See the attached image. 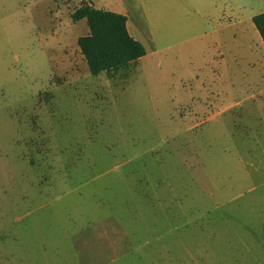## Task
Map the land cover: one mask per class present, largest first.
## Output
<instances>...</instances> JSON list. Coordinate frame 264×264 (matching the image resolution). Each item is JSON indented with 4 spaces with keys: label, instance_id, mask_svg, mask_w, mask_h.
<instances>
[{
    "label": "rangeland",
    "instance_id": "1",
    "mask_svg": "<svg viewBox=\"0 0 264 264\" xmlns=\"http://www.w3.org/2000/svg\"><path fill=\"white\" fill-rule=\"evenodd\" d=\"M87 2L0 0V264H264L255 44L222 32L264 0H91L145 49L97 76Z\"/></svg>",
    "mask_w": 264,
    "mask_h": 264
},
{
    "label": "trees",
    "instance_id": "2",
    "mask_svg": "<svg viewBox=\"0 0 264 264\" xmlns=\"http://www.w3.org/2000/svg\"><path fill=\"white\" fill-rule=\"evenodd\" d=\"M72 22L85 20L88 33L76 40L90 75L123 66L145 55L143 45L133 39L126 28V17L108 10L81 4L71 14ZM264 44V11L251 19Z\"/></svg>",
    "mask_w": 264,
    "mask_h": 264
},
{
    "label": "crops",
    "instance_id": "3",
    "mask_svg": "<svg viewBox=\"0 0 264 264\" xmlns=\"http://www.w3.org/2000/svg\"><path fill=\"white\" fill-rule=\"evenodd\" d=\"M87 1H88L87 4L93 6L91 0H87ZM96 9H99V8H96ZM102 10H106V9H102ZM119 14L124 15L127 19V15H125L123 12ZM126 28H127L129 35L133 38V36L130 34L129 25H128L127 20H126ZM222 32H223V35L226 37V39H228L229 41H232L238 46L240 45V42L242 41L243 38H247L248 35L251 36L253 43L255 44L254 45L255 47H253L251 51L246 52V58H245L246 59L245 63L250 68V73L249 75H247L246 73L245 75L243 73L242 74L244 77L245 76L250 77L252 79L251 83L254 84L256 88H258L257 97L259 98L262 109L264 110V44L257 30L255 29L254 25L244 23V26H243L242 21H238L237 24L236 22L228 23L224 31ZM87 33L88 31H86V34ZM111 70H114V69H111ZM108 71H105V73Z\"/></svg>",
    "mask_w": 264,
    "mask_h": 264
}]
</instances>
